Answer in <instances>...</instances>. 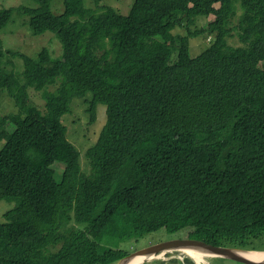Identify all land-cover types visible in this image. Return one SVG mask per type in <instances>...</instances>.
Segmentation results:
<instances>
[{
  "label": "trees",
  "instance_id": "16d2710c",
  "mask_svg": "<svg viewBox=\"0 0 264 264\" xmlns=\"http://www.w3.org/2000/svg\"><path fill=\"white\" fill-rule=\"evenodd\" d=\"M34 1L24 7L34 34L56 32L63 55L12 51L21 81L0 45V90L17 109L0 115V198L17 202L0 221V264H108L129 253L113 242L187 228L212 244L261 247L264 0H241V14L235 0H134L128 14L101 0H64L62 13ZM13 12L0 9V29ZM201 31L213 42L193 57ZM89 92L90 121L99 102L108 118L86 174L62 116Z\"/></svg>",
  "mask_w": 264,
  "mask_h": 264
},
{
  "label": "rangeland",
  "instance_id": "374dc122",
  "mask_svg": "<svg viewBox=\"0 0 264 264\" xmlns=\"http://www.w3.org/2000/svg\"><path fill=\"white\" fill-rule=\"evenodd\" d=\"M86 6L95 7L96 3L94 0H84ZM134 0H101L100 4H106L112 6L117 11L122 14H128L132 7ZM38 4L34 0H0V9H14L13 15L10 22L3 28L0 29V45L3 47V51L6 53V58L11 59L13 64L8 60H5L7 67H12L9 70L15 72L21 81H24V61L21 57L13 56V52H21L36 57L39 51L43 47H48L51 51L53 57L61 58L63 55V45L58 37V35L52 31L47 30L43 34H34L33 29L30 25V15L25 13L24 7H36ZM219 3H216L215 6L218 7ZM235 8L238 14H241V0H235ZM52 9L55 13H62L65 9L64 0H53ZM237 17H234L233 23L237 22ZM214 18V14L200 16L196 21V25L193 26V29L207 27L208 22ZM176 34H186L187 30L185 25L177 27L175 30ZM230 45L240 44V40L237 36H232L227 38ZM213 42L212 35L208 33L200 32L196 36L190 38V55L195 57L205 50ZM58 86H50V89H54ZM30 102L38 106L42 111H45V100L42 95V91L36 90L34 88L29 89ZM92 97V93L89 92L84 97H76L72 102V110L68 113H65L62 116V122L67 125L68 128V138L76 144L81 150L80 161L82 163V169L86 174L91 173V166L89 158L87 155V148L92 146L98 140V137L101 133L102 128L107 122V105L105 103L99 102L97 105V117L95 121H90V111L88 108V100ZM15 102L12 97H10L6 90H0V115H5L16 111ZM86 151V152H85ZM58 163H55L56 166ZM89 166V167H88ZM85 167V168H84ZM88 167V168H87ZM87 168V169H86ZM58 171H62L60 166H57ZM58 179L61 178V172L57 175ZM17 204L16 200H8L5 198H0V221H4V213L13 208ZM185 231V232H183ZM178 233H168L165 230L158 231L151 234L145 239H141L139 243L131 244L130 242H113V247H121L123 249L127 248L130 252L135 251L134 247H143L146 246L149 240L152 241H163L169 238L173 239L176 237H185L189 232V229H184ZM109 242V241H107ZM151 242V241H150ZM103 244H106L105 241H102ZM264 244L261 245V249ZM170 253V252H169ZM173 253V252H171ZM168 254L166 259H177V256L183 257L184 254L181 251L177 250L173 254ZM187 256V255H186ZM188 258V256L186 257ZM185 258L186 264H195L196 262L192 259L193 263H188ZM216 260V262H215ZM226 260L224 259H212L209 262L211 264H223ZM162 262V261H158ZM157 262V263H158ZM155 260L150 261L146 264H157ZM165 263V262H164ZM167 264V263H165ZM173 264V263H171ZM177 264H180L177 259ZM184 264V262H183ZM197 264V263H196Z\"/></svg>",
  "mask_w": 264,
  "mask_h": 264
},
{
  "label": "water",
  "instance_id": "95a60500",
  "mask_svg": "<svg viewBox=\"0 0 264 264\" xmlns=\"http://www.w3.org/2000/svg\"><path fill=\"white\" fill-rule=\"evenodd\" d=\"M192 250L206 256L227 258L242 264H264V250L246 249L240 247H223L195 238L168 239L137 249L121 257L116 264H133L138 260L143 262L151 256H158L168 251ZM251 257V259H249ZM109 264H114L110 262Z\"/></svg>",
  "mask_w": 264,
  "mask_h": 264
},
{
  "label": "clouds",
  "instance_id": "9594fccd",
  "mask_svg": "<svg viewBox=\"0 0 264 264\" xmlns=\"http://www.w3.org/2000/svg\"><path fill=\"white\" fill-rule=\"evenodd\" d=\"M185 23L186 22H184V25H185ZM181 27V26H180ZM56 33V32H55ZM57 34V33H56ZM208 35H210L211 36V34H208ZM212 37H213V35H212ZM67 132H68V130H67ZM67 136H68V133H67ZM100 136V135H99ZM99 138V137H98ZM69 139V138H68ZM70 140V139H69ZM71 141V140H70ZM98 141V140H97ZM97 141H96V143H97ZM72 142V141H71ZM96 143H94L92 146H90V147H93ZM76 145V144H75ZM77 146V145H76ZM90 147H88L87 149L89 150V148ZM77 149L79 150V152H80V148L77 146ZM88 150H87V152H88ZM82 151V150H81ZM86 152V151H85ZM80 157H81V152H80ZM54 166V165H53ZM57 166H60L61 168H62V171H60L61 172V174H62V172H63V167L61 166V165H59V164H57L56 166H54L56 169H57ZM57 171H58V169H57ZM184 230V229H183ZM182 230V231H183ZM183 232H185V231H183ZM186 233V232H185ZM188 234H189V232L185 235V237H176V238H186V237H188V238H191V237H189L188 236ZM145 239V238H144ZM169 239H171V238H169ZM173 239H175V238H173ZM195 239H198V238H195ZM168 240V239H167ZM202 240V239H201ZM151 241V242H150ZM164 241V240H163ZM205 241V240H204ZM157 242H161V241H152V240H149V242H148V244L146 245V246H149V245H151V244H155V243H157ZM207 242V241H206ZM209 243V242H208ZM214 245H216V244H214ZM146 246H143V247H146ZM219 246H223V247H227V246H229V247H240V248H246V249H256V250H264V249H261V247H259V248H249V247H242V246H232V245H219ZM143 247H139V248H133L134 250L136 249H140V248H143ZM180 251V250H179ZM171 252H177V250H174V251H168V252H166V253H164V254H161V255H159V258H155V259H152L151 261H153V260H155L156 261V263L160 260V261H162V262H158L157 264H165V263H167V264H171V263H173V264H177V259L179 260V262H180V264H183V262H184V264H186V262L184 261L185 260V258L188 256V258H186L187 259V262H188V259L190 260V259H192L191 257H189V256H191V253H187V256L185 255L184 256V258L183 257H180V256H177V259H166V257H167V255L168 254H170ZM129 253H130V251H129ZM173 253H171V254H173ZM181 253H183V251H181ZM127 255V254H126ZM214 258H216V259H224V260H226L223 264H242L241 262H238V261H234V260H231V259H227V258H221V257H212V256H207V259H208V261H210V260H212V259H214ZM120 259V258H119ZM118 259V260H119ZM249 259H251V257H249ZM117 260V261H118ZM193 260V259H192ZM117 261L116 262H113L114 264H116L117 263ZM148 262H150V261H147V260H145V261H143V262H141L140 264H146V263H148ZM165 262V263H164ZM215 262H216V260H215ZM110 263V262H109ZM108 263V264H109ZM189 263V262H188ZM192 263H193V261H192ZM197 263V262H196ZM198 264V263H197ZM203 264H207V261L206 260H204V262H203ZM217 264V263H216Z\"/></svg>",
  "mask_w": 264,
  "mask_h": 264
},
{
  "label": "bare ground",
  "instance_id": "6f19581e",
  "mask_svg": "<svg viewBox=\"0 0 264 264\" xmlns=\"http://www.w3.org/2000/svg\"><path fill=\"white\" fill-rule=\"evenodd\" d=\"M22 52V51H21ZM4 63V62H3ZM187 253H191V257L195 262H197L198 264H203L204 260L207 261V264H211L208 259H207V256L202 254V253H197L196 251H192V250H187V251H184L183 254L187 255ZM155 258H159V255L158 256H151L147 259V261H151L152 259H155ZM141 260H138L136 261L135 263L133 264H140ZM196 264V263H195Z\"/></svg>",
  "mask_w": 264,
  "mask_h": 264
}]
</instances>
